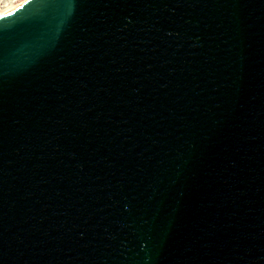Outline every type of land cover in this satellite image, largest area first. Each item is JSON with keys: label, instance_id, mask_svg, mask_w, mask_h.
<instances>
[{"label": "water", "instance_id": "1", "mask_svg": "<svg viewBox=\"0 0 264 264\" xmlns=\"http://www.w3.org/2000/svg\"><path fill=\"white\" fill-rule=\"evenodd\" d=\"M0 264H264V0L1 14Z\"/></svg>", "mask_w": 264, "mask_h": 264}, {"label": "built area", "instance_id": "2", "mask_svg": "<svg viewBox=\"0 0 264 264\" xmlns=\"http://www.w3.org/2000/svg\"><path fill=\"white\" fill-rule=\"evenodd\" d=\"M16 2L18 1L17 0H0V11L7 9L11 5H14V4L16 5Z\"/></svg>", "mask_w": 264, "mask_h": 264}, {"label": "bare ground", "instance_id": "3", "mask_svg": "<svg viewBox=\"0 0 264 264\" xmlns=\"http://www.w3.org/2000/svg\"><path fill=\"white\" fill-rule=\"evenodd\" d=\"M23 1H24V0H23ZM21 2H22V1H21ZM21 2H16V5H15V4H14V5H11V6H9L7 9L2 10V12L0 11V15L3 14V13H5V12H7V11H9L11 7L17 6V5L20 4ZM11 9H12V8H11Z\"/></svg>", "mask_w": 264, "mask_h": 264}, {"label": "rangeland", "instance_id": "4", "mask_svg": "<svg viewBox=\"0 0 264 264\" xmlns=\"http://www.w3.org/2000/svg\"><path fill=\"white\" fill-rule=\"evenodd\" d=\"M18 2H21V1H23V0H17ZM2 12V11H1Z\"/></svg>", "mask_w": 264, "mask_h": 264}]
</instances>
